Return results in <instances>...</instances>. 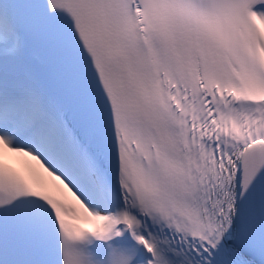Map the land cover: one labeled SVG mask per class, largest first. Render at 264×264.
Instances as JSON below:
<instances>
[{
	"label": "snow or ice",
	"instance_id": "1",
	"mask_svg": "<svg viewBox=\"0 0 264 264\" xmlns=\"http://www.w3.org/2000/svg\"><path fill=\"white\" fill-rule=\"evenodd\" d=\"M0 264H264V0H0Z\"/></svg>",
	"mask_w": 264,
	"mask_h": 264
}]
</instances>
